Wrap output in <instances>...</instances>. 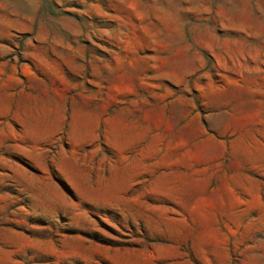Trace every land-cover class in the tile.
Wrapping results in <instances>:
<instances>
[{
	"label": "rangeland",
	"instance_id": "obj_1",
	"mask_svg": "<svg viewBox=\"0 0 264 264\" xmlns=\"http://www.w3.org/2000/svg\"><path fill=\"white\" fill-rule=\"evenodd\" d=\"M0 264H264V0H0Z\"/></svg>",
	"mask_w": 264,
	"mask_h": 264
}]
</instances>
